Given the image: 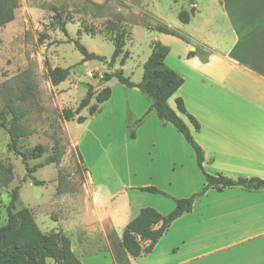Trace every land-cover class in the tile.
<instances>
[{"label": "crops", "instance_id": "crops-1", "mask_svg": "<svg viewBox=\"0 0 264 264\" xmlns=\"http://www.w3.org/2000/svg\"><path fill=\"white\" fill-rule=\"evenodd\" d=\"M188 1L189 10L194 9L188 23L166 24L187 34L193 43L186 47L193 56L187 76L180 63L169 61V55L164 60L183 79L168 105L175 110L174 100L181 98L186 112L198 122L195 130L180 115L203 152L202 167L207 174L264 179V0ZM155 14L156 18L162 16L158 11ZM190 20L192 26L187 29ZM156 33L152 43L169 47L173 36ZM196 49L205 50L207 58L193 52ZM119 64V68L114 64L111 72L122 71ZM114 89L116 93L110 89L111 95L103 103L105 114L113 121H125L128 113L138 122L148 111L149 100L137 88L125 90L116 84ZM113 127L84 126L76 143L81 147L87 139L109 140L111 135L104 132H112ZM133 133L131 147L142 148L120 155L125 170L122 176L115 174L120 188L112 192L108 188L104 195L90 172L93 163L80 149L104 217L116 228L118 237L141 208L151 207L163 215L174 208L172 200L140 188L154 187L171 198L184 199L199 192L205 183L191 147L153 111ZM109 158L101 157L102 163L112 166L111 159L116 158ZM129 259L131 264H264V188L208 190L189 213L171 224L149 255Z\"/></svg>", "mask_w": 264, "mask_h": 264}, {"label": "rangeland", "instance_id": "rangeland-1", "mask_svg": "<svg viewBox=\"0 0 264 264\" xmlns=\"http://www.w3.org/2000/svg\"><path fill=\"white\" fill-rule=\"evenodd\" d=\"M188 2L16 0L13 20L0 28V111L7 126L12 111L24 113L19 125L29 135L16 139L15 145L18 151L28 156V167L41 166L32 176L43 182V185L35 186L28 178L24 180L25 169L21 158L7 149L9 137L0 128V162L9 166L13 173L8 185H0V226L6 223L5 207L9 195L18 187L16 210H28L42 233L57 232L68 237L71 250L84 264H112L113 256L124 257L119 247L121 235L117 236L116 228L104 217L105 211L96 192L98 189L104 195L108 188L111 192L120 188L115 174L118 172L122 176L125 170L123 160L120 161L119 157L121 154L124 156L125 150L133 152L135 149L129 143L132 140L129 131L134 132L139 122L131 119L128 113L125 121L121 118L113 121L105 114L103 104H98L94 97L103 90H109L108 87L116 93V84L127 89L115 79L106 83L108 87L103 84L101 78L111 73V68L95 59L82 61V55L74 42H79L87 51L109 61L114 51L113 37L116 30L125 31L123 53L115 66L119 68L122 60L123 76L130 81H140L143 63L149 57L151 43L157 36L153 30L156 24L180 26L182 22L179 14L189 11ZM54 9L62 16L66 33L54 19L57 13ZM157 11L162 15L161 18H156ZM191 26L190 20L187 29H191ZM176 31L181 36L171 37L169 61L176 65L180 63L183 74L187 76L193 56L186 47L193 43L187 34ZM193 52L203 59L208 56L202 49ZM54 68L69 70L65 81L58 86H52L47 75V70ZM89 72L93 73V78L87 77ZM87 90L93 94L89 105L66 121L63 111L74 112ZM170 100L173 101V96ZM90 108L96 112L100 110L90 116ZM100 125L114 126L112 132H104L111 135L110 139L105 141L102 138V142L87 139L78 147L77 138L84 133V126L93 129ZM124 135L128 140L123 138ZM36 146H41L42 154L39 158H32L30 155ZM141 148L138 145V149ZM80 149L88 162L93 163L90 172L98 185L97 189L89 180L85 167L88 165L85 159L82 162ZM101 157L116 159H111L112 166H107L102 163ZM8 234L11 239H23L17 230L9 231ZM87 250L93 253L86 254ZM34 256L36 264H40L37 255ZM125 259L127 264H131L129 258ZM20 264H30L29 259L23 258ZM43 264L57 263L45 259Z\"/></svg>", "mask_w": 264, "mask_h": 264}, {"label": "trees", "instance_id": "trees-1", "mask_svg": "<svg viewBox=\"0 0 264 264\" xmlns=\"http://www.w3.org/2000/svg\"><path fill=\"white\" fill-rule=\"evenodd\" d=\"M15 8L16 0H0V28L13 20V10ZM54 11L57 12L56 9H54ZM193 12V8L188 12H181L179 14V20L182 23H188ZM54 19L61 26L62 31L66 33L64 22L59 12L56 13ZM153 30L166 35L181 36L175 29L163 23H157ZM124 37L125 31L116 30L113 37L114 51L109 61H106L104 57L87 51L79 42H74V46L82 55V61L95 59L106 63L107 66L112 68L116 60L123 53ZM150 50L149 57L143 63L142 76L139 83H133L129 78L124 77L120 70L105 74L101 78V82L106 84L111 79H115L120 85L126 88H137L150 102L148 111L138 122H141L149 112L153 111L158 120L171 124L193 150L196 165L203 174L205 183L199 192L184 199L171 198L169 195L154 187L140 188L139 190L142 192L171 198L174 202V208L165 215L151 207L141 208L138 214L129 221L122 230L119 247L123 251L124 257L121 255H117L116 257L113 256V262L115 264H127L128 261L125 257L136 259L141 256L149 255L159 239L167 233L171 224L181 216L189 213L194 203L208 190L221 191L226 188L239 187L247 191H255L264 188V179L245 177L231 179L222 174L210 175L203 170V152L194 141L187 124L180 115H184L195 130L199 129L198 122L186 112L181 98H175V110L172 109L167 102L181 87L183 79L175 71L169 69L164 63L169 53L168 47L163 46L159 42H154L151 44ZM120 61L122 62V60ZM121 64L123 65L124 63ZM68 74V69L54 68L47 70V75L52 86H58L64 82ZM110 95V89L106 91L103 90L94 98L95 101L101 105L109 99ZM92 97V92L87 90L76 110L74 112L68 110L63 111V118L66 121L71 120L74 115H77L80 110L89 105ZM99 110L97 112H99ZM94 112L96 111L90 108V116H92ZM23 117V112L12 111V118L9 126H7L6 119L0 111V128L5 130L9 137L7 149L21 158V163L25 169L24 180L28 178L35 186L43 185V182L36 180L32 176V173L41 166L36 165L28 167L26 163L28 156L18 151L15 145L16 139L29 135L26 134L19 125ZM128 126L130 125L128 124ZM129 136L131 139H134L133 131H129ZM41 154V146H36L32 150L30 156L32 158H39ZM12 179L13 173L11 168L0 162V185L6 186ZM17 205L18 187H15L11 191L9 202L5 207L6 223L0 226V264H20L23 258L29 259L30 264H36L34 255H37L40 264H43L45 259H51L57 264H82L71 250V243L68 237L57 232L42 233L29 211L26 209L16 210ZM14 230H17L18 234L23 236V239H11L8 232Z\"/></svg>", "mask_w": 264, "mask_h": 264}, {"label": "built area", "instance_id": "built-area-1", "mask_svg": "<svg viewBox=\"0 0 264 264\" xmlns=\"http://www.w3.org/2000/svg\"><path fill=\"white\" fill-rule=\"evenodd\" d=\"M87 77H89V78H93L94 75H93V73L89 72V73H87Z\"/></svg>", "mask_w": 264, "mask_h": 264}]
</instances>
